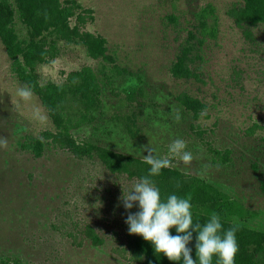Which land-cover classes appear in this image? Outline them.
<instances>
[{"label": "rangeland", "instance_id": "rangeland-1", "mask_svg": "<svg viewBox=\"0 0 264 264\" xmlns=\"http://www.w3.org/2000/svg\"><path fill=\"white\" fill-rule=\"evenodd\" d=\"M76 1L92 11L84 30L105 39L107 52L124 73L105 80L100 60L88 58L80 45L64 43L58 44L55 59L37 67L41 83L60 85L68 72L83 66L101 80L93 121L72 129L71 136L141 160L147 148L160 158L173 140L183 139L193 159L185 165L172 158L170 168L239 202L253 214L248 226L264 232L262 133L246 134L252 123L264 124V37L259 27L244 37L227 16L240 1ZM207 4L214 9L216 36L206 38L196 52L190 68L197 79H173L168 68L187 33L194 32L193 13ZM15 29L24 35L20 25ZM8 65L0 45V137L7 139V147L0 148V264L5 257H18L21 264H128L117 253L131 210H125L121 197L136 181L108 173L95 158L77 160L52 147L33 158L20 150L25 136L53 128L34 95L29 100L17 95L22 85ZM134 87L142 96L127 102L125 93ZM180 92L201 101L205 117L193 123L174 101ZM67 103L68 111L79 110ZM191 123L204 132L203 141L230 151L228 164L210 162ZM85 226L102 240L100 245H91L82 234Z\"/></svg>", "mask_w": 264, "mask_h": 264}, {"label": "trees", "instance_id": "trees-1", "mask_svg": "<svg viewBox=\"0 0 264 264\" xmlns=\"http://www.w3.org/2000/svg\"><path fill=\"white\" fill-rule=\"evenodd\" d=\"M241 5L231 7L227 16L241 34L249 38L251 28L259 27L264 37V0H239ZM92 11L83 8L76 0H0V45L9 62L10 75L22 86L27 85L38 101L53 130L41 131L37 136H25L19 145L20 150L38 158L46 148H57L66 151L77 160L95 158L110 174L124 175L127 179L137 181L148 175L150 165L143 160L113 152L108 148L93 145L89 141L75 140L70 131L93 121L92 113L100 107L101 80L88 66L66 74L62 84L52 82L41 83L37 75V67L47 64L58 55L59 43L80 45L88 58L102 62L101 75H122L124 70L115 64L114 57L107 52L105 39L84 30L86 23L92 22ZM211 20L209 23L208 20ZM72 20V24L70 21ZM194 32H188L186 40L179 48L174 61L168 68L169 75L176 80L197 79L190 68L199 57L196 52L203 41L214 39L216 24L214 9L205 5L193 13ZM15 24L24 29L20 37ZM198 35V36H197ZM107 67L106 75L104 69ZM103 85L106 81L103 80ZM142 90L134 87L125 93L127 102L136 101L141 97ZM174 101L187 113L194 123L205 117L206 106L197 98L180 92ZM78 106L79 110L70 112L67 102ZM191 123L189 128L195 131L204 150L213 164L226 165L230 162L228 149H216L202 140L204 132ZM256 131L262 133L258 138L261 157L264 162V124L252 123L246 134L251 136ZM160 189L161 199L175 194L179 197H190L191 213L194 223L205 224L212 213L220 217L222 231L236 227L238 252L235 264H264V232L248 226L252 213L248 212L239 202L216 189L204 180L180 172L173 168H164L157 176L150 177ZM260 191L264 194V180L260 182ZM138 206L130 210L138 211ZM82 234L91 245L98 246L102 240L85 226ZM171 235H177L175 228L170 229ZM188 245L193 249L195 259V237ZM117 253L128 264H183L169 261L162 253L156 254L153 245L141 236L129 234L125 223L123 245ZM1 264H21L18 257H5ZM198 264V261H197ZM212 264H216L213 257Z\"/></svg>", "mask_w": 264, "mask_h": 264}, {"label": "clouds", "instance_id": "clouds-1", "mask_svg": "<svg viewBox=\"0 0 264 264\" xmlns=\"http://www.w3.org/2000/svg\"><path fill=\"white\" fill-rule=\"evenodd\" d=\"M17 95L22 100H29L31 89L25 85L17 89ZM179 120V115L176 117ZM7 147V139L0 137V148ZM187 142L175 139L168 147L166 156L157 158L154 149L147 148V155L143 161L150 165L148 175L138 179L127 194H122L121 200L125 210L134 205L138 211L129 212L125 223L129 234L141 236L153 245L156 254H163L169 261L183 264H212L216 257V264H235L238 252L236 240L237 228L230 227L222 231L220 217L212 213L209 220L201 225L194 223L191 213L190 197L183 198L175 194L161 199L160 189L150 177L157 176L164 168L173 167L172 158L178 157L185 165L190 164L193 154L186 151ZM175 228L177 235H171L170 229ZM195 237V259L193 249L188 245Z\"/></svg>", "mask_w": 264, "mask_h": 264}]
</instances>
